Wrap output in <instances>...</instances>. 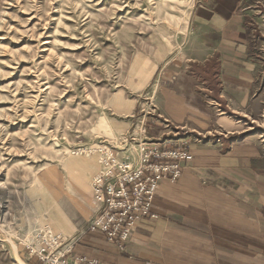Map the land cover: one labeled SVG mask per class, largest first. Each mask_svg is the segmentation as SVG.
<instances>
[{
	"label": "rangeland",
	"instance_id": "obj_1",
	"mask_svg": "<svg viewBox=\"0 0 264 264\" xmlns=\"http://www.w3.org/2000/svg\"><path fill=\"white\" fill-rule=\"evenodd\" d=\"M195 1L0 0V264H39L46 227L86 232L90 150L160 114L151 76L185 43Z\"/></svg>",
	"mask_w": 264,
	"mask_h": 264
},
{
	"label": "crops",
	"instance_id": "obj_2",
	"mask_svg": "<svg viewBox=\"0 0 264 264\" xmlns=\"http://www.w3.org/2000/svg\"><path fill=\"white\" fill-rule=\"evenodd\" d=\"M152 78L168 126L148 122V139L170 140L159 148L191 159L176 181L159 183L152 216L136 221L123 250L83 231L72 254L107 264H264V0H196L185 43Z\"/></svg>",
	"mask_w": 264,
	"mask_h": 264
},
{
	"label": "built area",
	"instance_id": "obj_3",
	"mask_svg": "<svg viewBox=\"0 0 264 264\" xmlns=\"http://www.w3.org/2000/svg\"><path fill=\"white\" fill-rule=\"evenodd\" d=\"M153 118L157 124L168 126L156 108L141 117L118 146H100L90 150L97 155L100 170L94 177L92 198L94 215L86 226L87 232H100L104 239L119 250L134 230L136 221L152 216L150 207L162 180L176 181L182 163L191 159L186 150L160 149L170 140L153 142L148 139L146 122ZM37 247L30 248V257L39 264H107L72 254L74 239L55 234L50 227L35 232Z\"/></svg>",
	"mask_w": 264,
	"mask_h": 264
}]
</instances>
